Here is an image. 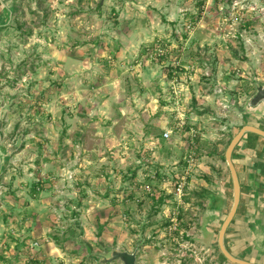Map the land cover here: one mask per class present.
<instances>
[{
	"label": "rangeland",
	"instance_id": "obj_1",
	"mask_svg": "<svg viewBox=\"0 0 264 264\" xmlns=\"http://www.w3.org/2000/svg\"><path fill=\"white\" fill-rule=\"evenodd\" d=\"M13 6L0 131L23 144L1 176L0 264H102L112 249L138 264H231L197 241L202 185L229 181L225 151L264 84V0ZM254 152L264 158V141Z\"/></svg>",
	"mask_w": 264,
	"mask_h": 264
},
{
	"label": "water",
	"instance_id": "obj_2",
	"mask_svg": "<svg viewBox=\"0 0 264 264\" xmlns=\"http://www.w3.org/2000/svg\"><path fill=\"white\" fill-rule=\"evenodd\" d=\"M0 1L2 8L0 15L1 28L14 24V6L13 0ZM241 112L245 117L264 121V84H257L255 92L247 100L245 106L241 108ZM246 134H255L264 139V129L249 123L243 125L232 137L225 151V161L230 169L233 186V197L229 210L223 216L229 200L224 186L218 181L216 192L209 198V203L202 214L200 222L202 234L197 238L206 248L211 249L214 255L221 256V258L231 264H260L258 261H264V227L257 222L252 223L251 227L250 225L248 226V231L243 241L246 254L252 260L234 255L227 248L225 241L227 231L230 229L229 227L234 221L241 204L242 186L233 156L237 146ZM22 144L23 134L18 137L15 143H11L10 140L3 142L0 131V210H3L5 207V204H2V197L8 191V187L1 184V176L11 165H18L19 161L13 158V156L21 148ZM213 226H216L218 231L213 230ZM97 261H100L102 264L113 261L122 264H138V256L136 252L112 249L107 256L99 257Z\"/></svg>",
	"mask_w": 264,
	"mask_h": 264
},
{
	"label": "crops",
	"instance_id": "obj_3",
	"mask_svg": "<svg viewBox=\"0 0 264 264\" xmlns=\"http://www.w3.org/2000/svg\"><path fill=\"white\" fill-rule=\"evenodd\" d=\"M253 124L256 126H259L264 129V121H258L254 120L253 118H249L248 122L245 124ZM244 124V125H245ZM264 141V139L258 135L255 134H246L240 144L237 146L233 161L236 165V168L238 169L239 178L241 181V186L243 188V194L241 196V206L239 209L238 214L236 215L234 221L232 222L231 226L229 227L226 235V246L227 248H231V252L240 258H247L249 260H252L249 258L246 254V251L244 249V238L248 231L247 228L254 222H257L262 227H264V158H262L260 155H256L254 151L257 150V147L259 146V142ZM239 149V151H238ZM236 153H238L239 157L244 156L245 159L243 162L242 169H240L236 163ZM205 171V170H204ZM207 183L203 184L202 191L208 190V194H206L204 197L207 199L203 205L202 214L209 203V198L211 195H213L216 192V185L218 181L221 182V184L224 186L225 191L227 193V197L229 202L227 203V208L224 210V215L227 214V211L229 210V203H231L232 197H233V186L231 181V174L229 181L223 180L221 178H217L213 182L211 181L212 178H208L206 176ZM211 185V188H210ZM200 194V193H199ZM203 197V196H202ZM242 211V213H240ZM201 214V217H202ZM241 214V220L238 225V235H239V243L242 246V251L239 253H236L233 251V248L230 244V230L233 227L234 222L236 221L237 217ZM201 222V218H200ZM215 231H218L216 226H213L212 228ZM200 234L201 233V226H200ZM200 237V236H199ZM198 241V240H197ZM201 243V242H200ZM202 247L204 249L211 251V249L206 248L204 244H202ZM260 264H264V261H258Z\"/></svg>",
	"mask_w": 264,
	"mask_h": 264
},
{
	"label": "built area",
	"instance_id": "obj_4",
	"mask_svg": "<svg viewBox=\"0 0 264 264\" xmlns=\"http://www.w3.org/2000/svg\"><path fill=\"white\" fill-rule=\"evenodd\" d=\"M170 135H171V131H166L164 133V138L168 139L170 137ZM194 157H195L194 153L193 154L191 153L189 155L188 160H187L188 168H191L194 165V161H195ZM185 185H186V181H185V178L183 177L182 180L177 185V195L179 196V199L183 195V191H184Z\"/></svg>",
	"mask_w": 264,
	"mask_h": 264
},
{
	"label": "flooded vegetation",
	"instance_id": "obj_5",
	"mask_svg": "<svg viewBox=\"0 0 264 264\" xmlns=\"http://www.w3.org/2000/svg\"><path fill=\"white\" fill-rule=\"evenodd\" d=\"M242 194H243V188H242ZM230 204V203H229ZM241 206V205H240ZM229 207H230V205H229ZM239 209H240V207H239ZM239 209H238V212H239ZM238 212H237V214H238ZM227 235V234H226ZM230 250H231V248L230 247H228ZM203 250H205L204 248H203ZM207 253L209 252L210 254H211V252L210 251H208V250H205Z\"/></svg>",
	"mask_w": 264,
	"mask_h": 264
}]
</instances>
